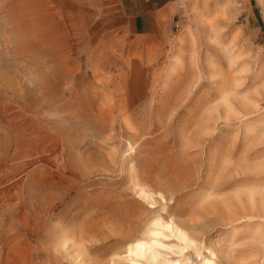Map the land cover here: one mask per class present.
Listing matches in <instances>:
<instances>
[{"label": "rangeland", "instance_id": "374dc122", "mask_svg": "<svg viewBox=\"0 0 264 264\" xmlns=\"http://www.w3.org/2000/svg\"><path fill=\"white\" fill-rule=\"evenodd\" d=\"M43 1L0 0V264H152L147 228L158 259L264 264V0H174L146 35L122 0L32 27Z\"/></svg>", "mask_w": 264, "mask_h": 264}, {"label": "bare ground", "instance_id": "6f19581e", "mask_svg": "<svg viewBox=\"0 0 264 264\" xmlns=\"http://www.w3.org/2000/svg\"><path fill=\"white\" fill-rule=\"evenodd\" d=\"M37 1V0H36ZM198 0H192L193 5L197 4ZM204 2V0H201ZM202 3V2H201ZM37 5V4H36ZM182 5V4H181ZM28 6V5H27ZM201 6V5H200ZM26 8V7H25ZM24 8V9H25ZM54 0H46L41 2L37 7H30L28 10H25V13H23V16L25 20L31 25L32 27L38 25L40 23V17L42 15L48 16L49 23L53 22L55 19V10H54ZM198 9V8H197ZM21 12V11H20ZM19 12V13H20ZM20 15V14H19ZM22 18V17H21ZM24 21V20H23ZM22 22V21H21ZM46 23V22H45ZM56 23V22H55ZM52 28V27H51ZM35 29V28H34ZM36 31V29L34 30ZM35 33V32H34ZM33 34V33H32ZM37 34V33H36ZM47 36V35H46ZM31 38V37H30ZM41 38V37H40ZM39 39V38H38ZM40 40V39H39ZM45 41V40H44ZM56 41V40H55ZM54 41V42H55ZM23 43V40L21 41ZM42 42V41H41ZM68 42V41H67ZM28 43V42H27ZM42 44V43H41ZM69 44V43H68ZM27 45V44H26ZM48 45V44H47ZM43 46V45H42ZM54 46V45H53ZM37 47V45H36ZM35 47V49H36ZM23 48V47H22ZM30 48V47H29ZM56 48V47H55ZM18 49V48H17ZM33 49V48H32ZM50 49V48H49ZM54 49V48H53ZM22 50V49H21ZM20 50V52H21ZM41 50V49H40ZM44 50V49H43ZM55 50V49H54ZM19 51V49H18ZM39 51V50H38ZM23 52V50H22ZM42 52V51H41ZM23 55V54H22ZM52 94V93H51ZM44 95V94H43ZM199 127V124H198ZM250 128L249 126L247 129ZM194 139H192L193 141ZM141 172V171H140ZM145 175V174H144ZM145 177V176H144ZM143 180V179H142ZM134 183V182H133ZM142 182H140L141 185ZM145 185V184H144ZM246 186V185H245ZM243 187V186H242ZM246 189V188H245ZM141 192H143V189H140ZM244 192V190H243ZM246 193L248 191H245ZM241 193V192H240ZM250 193V192H249ZM254 193V192H253ZM145 194V193H144ZM245 194V193H244ZM248 195V194H247ZM245 198V197H244ZM152 220L156 221V218H153ZM168 227H172L174 229L175 235L183 242V246L181 249H185L188 247H192L194 250H196V253L199 254L198 250V243L196 240L189 235L187 231H185V228L183 229L179 227L178 225H175L173 228V225L171 226L167 225ZM158 233L157 231L152 230L151 228H147L144 235H141L137 238H134L133 242L129 244L128 251L130 253H133L137 257H145V259L148 262H152V264H217L215 253L212 249L207 248V254H205L203 257H200V262L194 261L191 255L185 256L182 259H171L167 257H162L161 259H158L157 252L153 249L152 243L154 240L152 239V234ZM135 247V249H133ZM137 249H139L141 252H137ZM19 252V251H18ZM209 253V254H208ZM11 256V255H10ZM13 256V255H12ZM120 256L116 254L115 257H112L111 262L114 264H120ZM133 262V261H132ZM131 262V263H132Z\"/></svg>", "mask_w": 264, "mask_h": 264}, {"label": "crops", "instance_id": "0c3cea01", "mask_svg": "<svg viewBox=\"0 0 264 264\" xmlns=\"http://www.w3.org/2000/svg\"><path fill=\"white\" fill-rule=\"evenodd\" d=\"M129 27L140 35L158 29L165 18L174 16V0H122Z\"/></svg>", "mask_w": 264, "mask_h": 264}]
</instances>
